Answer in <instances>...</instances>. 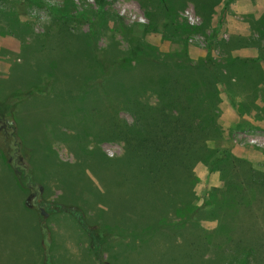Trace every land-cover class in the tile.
I'll use <instances>...</instances> for the list:
<instances>
[{"label":"rangeland","instance_id":"rangeland-1","mask_svg":"<svg viewBox=\"0 0 264 264\" xmlns=\"http://www.w3.org/2000/svg\"><path fill=\"white\" fill-rule=\"evenodd\" d=\"M190 1L0 0V105L34 91L12 112L24 153L19 166L30 171L31 184L9 160L10 128L0 130V264H43L44 243L49 264H264L263 188L254 186L240 201L239 218L226 229L210 201L212 189L227 187L226 172L199 163L195 181L175 174L168 190H134L124 178L123 143L106 136L114 95L107 98L100 86L110 63L121 61L110 72L132 88L140 86L142 70L127 64L144 57H135L137 48L171 62L212 61L228 83L217 85L220 133L208 147L264 176V2L250 14L225 8L221 23L219 8L211 14L202 6L199 16ZM140 99L157 103L150 95ZM114 114L132 122L122 108ZM33 190L42 206L30 200L31 211L25 203ZM121 198L131 199V212ZM189 205L199 211L190 213ZM68 207L90 227L110 230L98 243L100 262ZM242 232L245 242L259 241L252 256L246 246L228 245Z\"/></svg>","mask_w":264,"mask_h":264},{"label":"trees","instance_id":"trees-1","mask_svg":"<svg viewBox=\"0 0 264 264\" xmlns=\"http://www.w3.org/2000/svg\"><path fill=\"white\" fill-rule=\"evenodd\" d=\"M160 3L162 4L161 1ZM167 26L171 25L167 24ZM132 52L135 57L144 56L142 62L136 59L134 64L131 61L127 64L137 71L141 68L142 72L138 73L140 86L125 87L113 75V72L111 74L110 71L118 69L122 64L121 61L110 63V71L105 75L106 81H103L100 86L107 98L114 95L112 98L114 100L111 101V113L109 118L107 116L106 136L117 138L123 143L124 178L134 190L138 186L137 188L140 187V189L158 187V190L163 191L166 189L167 182L175 174L186 176L190 182L195 181L192 170L199 163L211 171L226 172L229 176L226 181L227 187L218 194V189H212L213 195L210 201L222 214L224 221L221 220L226 223L223 224L224 227L231 229L233 222L239 218L236 210L239 208L238 205H241L240 201L243 202L246 196L254 190V186L264 189V176L232 158L226 150H212L208 147L209 142L219 139L215 135L220 133V126L217 122L219 102L217 85L223 84L221 80L226 83L228 81L222 78L218 65L212 61L192 65L187 62V59L182 58L171 62L149 55L138 48ZM152 69H161L166 75H155L150 72ZM129 71L131 70L127 69V72ZM141 79L148 81L144 84ZM33 93L34 91L30 89L24 95L14 96L12 100L8 99L0 105L2 114L0 120L5 127L3 130L7 131L10 128L15 147L14 154L9 160L15 159L18 166L23 165L21 160L24 158V153L21 151V144L16 136V124L12 112L16 104L21 101L20 99L27 98ZM147 95L157 98V103H148L140 99ZM121 99L123 103L119 106ZM118 108L129 113L132 116V122L116 119L114 113L117 115ZM17 153H21V157ZM18 166L15 167L17 173L23 176L29 182L28 184H31L30 171L27 173ZM132 192L134 193L133 190ZM191 195L192 192H190ZM121 200L126 204L131 201L128 198H121ZM128 205L126 210L131 212L132 205L130 203ZM125 207L124 204L123 215L126 211ZM65 210L74 214L80 227L88 233L94 256L100 262L101 252L98 243L105 235L109 236L108 227L98 223V228L94 229L74 208L68 207ZM188 210L190 213L199 211L190 205ZM40 228L45 237L46 228L43 225ZM245 234L246 232L240 233L237 241L228 240V245H236L239 248L246 246L247 248H244L246 256H252L254 250L258 248L259 241L249 244V241H244ZM44 245L48 244L44 243ZM46 246H44L43 264L50 263ZM240 252L241 250L239 254Z\"/></svg>","mask_w":264,"mask_h":264},{"label":"crops","instance_id":"crops-1","mask_svg":"<svg viewBox=\"0 0 264 264\" xmlns=\"http://www.w3.org/2000/svg\"><path fill=\"white\" fill-rule=\"evenodd\" d=\"M263 2H264V0H191L190 2H186V5H192V6L194 5L196 7V11H197L199 16L205 14V12H203L202 10H199V8L202 6H211V10L209 12L211 14H214L216 8L217 9L219 8L218 9L219 17L217 19V22L221 21V23H223V21L225 20V16H223V14L225 13V8H226V11L228 9V11H230L231 14H234L236 12H239L241 14L242 13L243 14H250L253 12L254 7L259 6V5L260 6L263 5ZM244 10H247V11H244ZM227 18H229V16ZM27 202L28 201H26V203H25V207L27 209L29 208L28 210H31L30 209L31 207H29V204ZM35 221H36V219H35ZM36 225H38L37 221H36ZM39 234L37 231L38 238L36 241V246L39 245V243H38L39 242Z\"/></svg>","mask_w":264,"mask_h":264},{"label":"flooded vegetation","instance_id":"flooded-vegetation-1","mask_svg":"<svg viewBox=\"0 0 264 264\" xmlns=\"http://www.w3.org/2000/svg\"><path fill=\"white\" fill-rule=\"evenodd\" d=\"M5 127L3 126V125H0V130H3ZM15 172L17 173V171L15 170ZM32 194H34V196L30 199V200H36V204L40 207V206H42L40 203H41V200L40 199H38V194L36 193V191H32L31 193H30V195H32ZM29 200V201H30ZM28 203V202H27Z\"/></svg>","mask_w":264,"mask_h":264},{"label":"water","instance_id":"water-1","mask_svg":"<svg viewBox=\"0 0 264 264\" xmlns=\"http://www.w3.org/2000/svg\"><path fill=\"white\" fill-rule=\"evenodd\" d=\"M39 191L41 192V188H39ZM34 196V194L29 195L27 198V201H29L32 197ZM41 215H43L44 217H46V214L43 212V210L40 211Z\"/></svg>","mask_w":264,"mask_h":264}]
</instances>
